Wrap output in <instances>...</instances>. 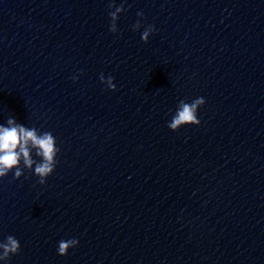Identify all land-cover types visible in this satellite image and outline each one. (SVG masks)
<instances>
[{"label": "water", "instance_id": "obj_1", "mask_svg": "<svg viewBox=\"0 0 264 264\" xmlns=\"http://www.w3.org/2000/svg\"><path fill=\"white\" fill-rule=\"evenodd\" d=\"M9 116L60 152L45 184L0 179L8 264H264V0H0Z\"/></svg>", "mask_w": 264, "mask_h": 264}, {"label": "clouds", "instance_id": "obj_2", "mask_svg": "<svg viewBox=\"0 0 264 264\" xmlns=\"http://www.w3.org/2000/svg\"><path fill=\"white\" fill-rule=\"evenodd\" d=\"M122 9L117 7L114 12H109L110 31L117 32V13ZM144 15V13H142ZM136 23V22H135ZM155 31V25L144 26L141 32V39L147 42ZM78 77L73 76L75 80ZM99 79L109 89L117 87L115 77L103 73ZM206 103V98L197 96L190 101L181 99L167 125L172 130H178L187 124H200L199 108ZM60 148L57 138L50 130L38 131L36 127L19 122L14 116H9L4 122H0V179H3L10 172L15 178L24 175V168H28L38 178L37 182L45 184L47 178L55 171L57 156ZM79 244V239L72 237L58 241L57 252L67 255L68 250ZM21 249L20 240L12 234L0 239V264H8L12 255L17 254Z\"/></svg>", "mask_w": 264, "mask_h": 264}]
</instances>
